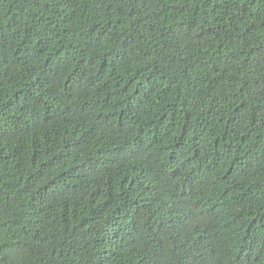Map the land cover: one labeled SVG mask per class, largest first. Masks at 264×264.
<instances>
[{
	"label": "trees",
	"instance_id": "16d2710c",
	"mask_svg": "<svg viewBox=\"0 0 264 264\" xmlns=\"http://www.w3.org/2000/svg\"><path fill=\"white\" fill-rule=\"evenodd\" d=\"M0 264H264V0H0Z\"/></svg>",
	"mask_w": 264,
	"mask_h": 264
}]
</instances>
